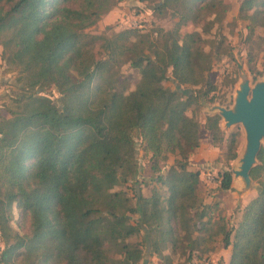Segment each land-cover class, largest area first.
<instances>
[{
	"label": "trees",
	"instance_id": "obj_1",
	"mask_svg": "<svg viewBox=\"0 0 264 264\" xmlns=\"http://www.w3.org/2000/svg\"><path fill=\"white\" fill-rule=\"evenodd\" d=\"M113 1L0 0V60L4 70L14 71L19 89L8 116H0V264H138L143 237H128L141 227L161 258L166 241L187 260L202 256L192 232L204 230L217 206L202 202L199 172L187 168L199 123L186 111L211 100L214 86L200 33H180L179 26L204 18L206 31L223 17L225 4L157 0L156 9L172 5L177 16L160 41L130 26L113 38L98 36L104 54L96 56L89 45L97 38L85 29ZM236 17L247 33L264 27V0H240ZM123 62L138 71L133 87L105 96L103 86L123 83L116 70ZM166 72L190 90L164 86ZM41 84L60 91L59 104L36 93ZM219 118L216 112L204 116L212 141L224 133ZM135 139L154 173L147 196L138 186L131 195L117 187L135 172ZM235 146L232 132L225 163L236 157ZM167 153L176 157L160 172L158 161ZM249 176L255 195L236 223L222 230L223 244L230 246L227 264H264V145ZM230 181V170L222 169L219 188H229ZM130 213L138 214L133 223Z\"/></svg>",
	"mask_w": 264,
	"mask_h": 264
},
{
	"label": "rangeland",
	"instance_id": "obj_2",
	"mask_svg": "<svg viewBox=\"0 0 264 264\" xmlns=\"http://www.w3.org/2000/svg\"><path fill=\"white\" fill-rule=\"evenodd\" d=\"M239 1L222 0L225 4L223 17L220 21L208 27L206 31L202 29L204 18L196 19L195 21L187 20L179 26L180 33L197 30L201 38L200 47L211 58L210 67L206 75L214 86L207 94V98L212 96V99L192 103L186 111L187 114L193 113L197 120L203 119L208 112L214 111L208 110V106L212 104L230 107L233 103L234 89L242 77H245L250 85L256 81L264 80V27L256 26L251 33H247L244 27L245 21L236 17ZM155 2L157 0H114L110 8L103 12L94 24L85 29L86 32L97 38V41L91 42L89 45L94 50L95 55L103 56L104 54L102 48L98 45V41H101L98 36L104 35L113 38L115 31L130 26L148 34L151 40L160 41L162 32L174 26L177 16L173 12L172 5L164 6L161 10H158L155 8ZM110 10L113 14L110 15L106 22H101L102 16ZM112 10H115V13ZM132 18L136 19L135 25H130L128 22ZM129 38L136 40V36H129ZM122 59L123 56L120 55L119 60ZM0 66H2L0 69L1 74L5 78V81L0 84V116H8L7 108L14 106L12 99L19 89L18 84L14 81V71L4 70L6 68L2 62H0ZM116 70L119 79L123 80V83L121 85L103 86L101 92L105 96H109L110 93L115 91L131 89L137 79V69L130 67L127 62L118 64ZM161 82L164 86L176 88L180 92H185L189 88L188 85L176 86L169 77V72H166V77ZM35 91L59 104L58 98L61 93L55 87L41 84L35 88ZM223 128V132L226 134V143L230 133L236 134V157L232 163L233 168H235L238 165L237 158L240 156L244 144V131L239 122L226 127L223 126ZM261 144H264V140L261 141ZM134 145L135 172L123 184L117 186L125 187L130 195L133 187L138 186L146 189V187L155 184L150 178V175L154 173L150 170L148 156L142 153L137 139H135ZM219 156L224 160L223 151ZM171 162L172 154L167 153L164 159L158 161L159 171L163 172ZM227 166L230 167L229 164ZM251 185L255 189L254 182ZM132 202H135L134 198ZM237 207L238 205H235L229 218L226 219L225 229H229L235 223ZM129 216L132 223L138 218L137 213H130ZM224 221L225 219L222 218L223 225ZM141 239L142 230L140 228L128 237L129 241H141ZM145 247L144 242H141L142 251ZM161 259L162 263L166 264V258L163 257ZM138 264H140V261H138Z\"/></svg>",
	"mask_w": 264,
	"mask_h": 264
},
{
	"label": "crops",
	"instance_id": "obj_3",
	"mask_svg": "<svg viewBox=\"0 0 264 264\" xmlns=\"http://www.w3.org/2000/svg\"><path fill=\"white\" fill-rule=\"evenodd\" d=\"M112 11L115 13V10ZM112 14L113 13L111 10L108 11V13L102 16L100 21L106 22ZM0 62L2 61L0 60ZM1 67L2 66H0V69ZM4 79L5 78L1 74L0 70V84L5 81ZM198 123V145L188 155L187 168L198 170L199 172L197 192L200 195L202 202H216L217 207L208 214L209 216L207 218L209 221L205 223L204 230H194L192 232V237L197 236L200 240L199 245L196 248L197 253L201 254L202 256L209 257L212 259L214 264H227L230 246L224 245L222 241V230L225 229L226 219L229 218V215L235 208V205H238L236 208V223V221L239 219L243 205L255 195V189L252 187V185L246 189H242V182L240 178L238 176H233L232 173L230 187L227 189L219 188L218 176L221 170L226 168L230 170V168L233 167V159L227 160L225 163L224 160H222L219 156L220 153L225 149L226 134L224 133L222 138L212 141L209 136L208 129L204 127V117L203 119L198 120ZM219 126L222 130H224L223 123L220 118ZM170 154H172L173 162V158L176 157V154ZM146 155L148 156V154ZM227 164H229L230 167H228ZM208 175L211 176V178H209ZM150 187L148 186L146 189L143 187L139 188L140 193L143 196L149 195ZM220 218L225 219L224 225ZM140 229L142 230L144 245L146 246L139 259L140 264H163L161 257L150 250L147 239L148 231L144 227H141ZM230 238L231 233L229 234V239ZM162 252L163 254H166V264L188 263V260L185 258L184 254H178L170 250V244L167 241L166 246L164 249H162L161 253Z\"/></svg>",
	"mask_w": 264,
	"mask_h": 264
},
{
	"label": "water",
	"instance_id": "obj_4",
	"mask_svg": "<svg viewBox=\"0 0 264 264\" xmlns=\"http://www.w3.org/2000/svg\"><path fill=\"white\" fill-rule=\"evenodd\" d=\"M222 119L223 126L239 122L244 131V144L238 165L230 168L233 176H238L242 189L251 186L250 168L256 163V153L264 140V80L249 84L245 77L237 83L234 89L233 103L230 107L217 104L208 106Z\"/></svg>",
	"mask_w": 264,
	"mask_h": 264
},
{
	"label": "built area",
	"instance_id": "obj_5",
	"mask_svg": "<svg viewBox=\"0 0 264 264\" xmlns=\"http://www.w3.org/2000/svg\"><path fill=\"white\" fill-rule=\"evenodd\" d=\"M135 21L136 19L132 18L128 22L130 25H135ZM208 177L211 178V176L209 175ZM187 264H214V262L212 261V259L206 256H199V257L192 256L188 259Z\"/></svg>",
	"mask_w": 264,
	"mask_h": 264
}]
</instances>
